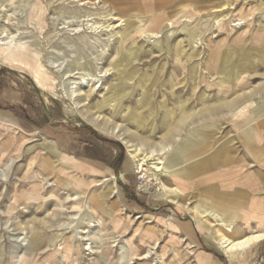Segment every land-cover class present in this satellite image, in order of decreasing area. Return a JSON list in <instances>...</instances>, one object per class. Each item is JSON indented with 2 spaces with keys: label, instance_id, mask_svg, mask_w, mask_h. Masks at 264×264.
<instances>
[{
  "label": "rangeland",
  "instance_id": "1",
  "mask_svg": "<svg viewBox=\"0 0 264 264\" xmlns=\"http://www.w3.org/2000/svg\"><path fill=\"white\" fill-rule=\"evenodd\" d=\"M81 1L0 0V264H160L155 253L164 254L166 264H196L193 249L173 243L174 223L193 219L195 203H211L202 186L198 199L197 180L238 150L232 111L244 96L243 83L253 81L238 76L240 67L216 69L212 51L228 50L233 59L239 48L244 52L245 37L264 27V0ZM19 40L28 41L27 60L8 57L4 46ZM253 55L256 66L260 54L253 49ZM240 58L244 66V53ZM78 88L92 89L91 98ZM94 114L120 124L130 132L127 139L146 141L147 150L167 148L166 160L174 154L193 181L186 195L174 198L183 203L163 196L161 182L131 161L122 140L92 124ZM84 130L93 135L85 138L91 143L77 136ZM57 133L66 137L59 146ZM73 146L77 159H100L102 166L115 149L111 164L122 156L129 166L120 174L127 185L116 173L119 192L106 194L108 210L115 200L124 209L122 224L105 216L91 240L84 238L91 226L81 225L87 208L77 210L66 198L74 194V180L89 196L105 194L99 183L113 170L85 165L67 153ZM162 180L175 186L171 178ZM202 222L198 227L218 241L219 226ZM148 232L158 245L144 237ZM86 242H93L91 249ZM221 253L214 251L223 263ZM249 257L264 258V242Z\"/></svg>",
  "mask_w": 264,
  "mask_h": 264
},
{
  "label": "crops",
  "instance_id": "2",
  "mask_svg": "<svg viewBox=\"0 0 264 264\" xmlns=\"http://www.w3.org/2000/svg\"><path fill=\"white\" fill-rule=\"evenodd\" d=\"M237 50L238 57L233 59L232 52L222 50L220 52L212 51V64L216 69L226 67L236 69L240 67V75H249L250 82H245L243 97L238 99L234 106V119H232L231 128L238 144V150L232 152L234 157L229 159V163L214 169L207 174L204 180H197L198 199L201 197V189L208 200L222 211L227 217L235 218V225L229 234L234 239L244 236L253 231L264 230V27L251 36L245 37L244 52ZM253 49L260 54V62L256 66L253 62ZM228 51V52H227ZM245 55L244 66H242V55ZM256 58V54H255ZM241 89V90H242ZM240 90V91H241ZM54 135V143L59 146L66 140L62 134ZM80 141H88L85 138L92 137L88 131H79L77 135ZM88 143H91L88 141ZM86 145V144H85ZM67 153L74 158H78L76 150ZM110 154V158L115 159L116 150ZM88 158V157H87ZM119 162L115 165L110 164L102 166L100 159L89 158L88 161L77 159L85 165L97 171L113 170L114 174L118 173V180L123 182L120 174L127 171L124 169L122 156L118 158ZM105 167V168H104ZM191 186V180L188 181ZM196 182V181H195ZM247 183V184H246ZM123 182V186H126ZM216 223V222H214ZM173 234L176 236L173 243H179L184 246L187 252L194 251L196 264L199 261L202 264H264V258L257 257L252 259L247 257L241 260L237 256L232 260L225 252L217 240H212L206 231H202L193 219H177ZM217 224V223H216ZM216 234L218 236L217 229ZM264 240L257 243L253 248L263 245ZM222 250L221 255L224 257L222 263L214 254V251ZM207 262V263H205Z\"/></svg>",
  "mask_w": 264,
  "mask_h": 264
},
{
  "label": "bare ground",
  "instance_id": "3",
  "mask_svg": "<svg viewBox=\"0 0 264 264\" xmlns=\"http://www.w3.org/2000/svg\"><path fill=\"white\" fill-rule=\"evenodd\" d=\"M118 1L123 2V0H118ZM79 2H82V1L79 0ZM124 2H126V1H124ZM128 2H130V0ZM116 4H118V3H116ZM125 10H128V9H125ZM105 14H107L108 16L111 15L113 18L116 17L121 22L124 20L121 16L116 15L118 13L113 14V13H109V11H106ZM150 23H151V20L149 21V24ZM144 32H146V31H144ZM82 39L84 40V37ZM19 42L20 43H17V44H10L8 46H4L5 48H7L6 50L8 53V57H11V58L18 57L20 59H26V60L29 59L27 52H26V49L23 47V45L26 44L28 41L26 40V41L22 42L21 40H19ZM13 46H15V47L13 48ZM28 46H29V44H28ZM34 51H36V50H34ZM2 53H4V52L2 51ZM40 57L42 58V56H40ZM80 66L83 67L84 69L90 68V64H87L86 66H85V64H81ZM84 86L89 87L88 85H84ZM91 87L93 89L95 86L91 85ZM92 89H89V91L83 93L82 90L80 88H78L76 90V92H78L80 95L81 94L84 95L86 97V99H88V97H90L92 94V92H91ZM106 100L107 99L104 98L103 102H105ZM87 115H89V112H87L85 117ZM90 120H91L92 124L102 127L103 130L106 129L104 131L108 130L109 132L116 134L119 137V139L122 140V142L125 144V146L127 148V152L130 156L131 161L134 162L138 168L140 167L142 171L144 170V171H149L150 173H152L161 182L162 189L164 191V192H161V194L163 196H165L166 198H168L170 201L174 202L175 204L180 205L181 203H183V202L180 203V200L178 201L174 198H175V196H177V197L184 196L188 192L186 190V188L190 184L188 182L189 181V179H188L189 178L188 177L189 169L185 165H181L177 161L178 159H176L174 157V154L172 157H170L169 159L166 160L163 157V154L165 153L164 149H167V148L162 149L161 152H158L152 145L149 147L148 150L145 149L143 145L147 144L146 141H142L141 142L142 144H138V143H135L134 141L127 139L126 133L129 134L130 133L129 131H127L126 129H123L121 127V125L117 124V123H111V125H110V120L108 121V119L106 117L102 116L101 114L92 115ZM156 156H157V158H156ZM153 159H155L157 161L152 162ZM67 160H68V162H71V160H73V158L72 159L69 158ZM146 165H147V167L145 168ZM128 167L129 166L126 163L124 168L127 169ZM110 173H111L110 174L111 177H104V179L99 183L100 186L104 187L103 190H104L105 194H100L99 197L95 196L94 194H91L89 196V193H88L87 189L84 187V184H82L80 181L74 180L75 183H74V181L72 182L73 186H75L74 187V190H75L74 194L71 195L68 193V195H67L66 199L73 201V207L76 208L77 210L87 208L86 212L82 216V221H81V225L84 224V222H86L91 226V229H89L87 235L84 236V238L86 240H91L92 237L96 236L97 233L95 232V229L97 226L98 227H99V225L104 226V224L106 222L105 216H107L111 220V223H113L115 226H120L122 224L123 217L119 212L122 211L123 208L121 207L119 202L116 200L112 201V203H109L110 210L107 209L108 208V201H107V196H106L107 192H109L110 190H112L113 193L119 192L118 183H117V179L115 178V174L113 171H110ZM162 176H164L166 178L168 177L169 179L171 178L174 181L173 184H175V186H171V185L166 184L162 180ZM114 196H116V195L114 194ZM193 210H194L193 219L196 221V223L198 225H200V226L202 225V223H203L202 219L203 218H204V220L208 219V220H211L212 222L217 223V225L219 226V228H217L218 242L222 246L223 252H225L232 260H235V258H237V256L240 257L241 259L246 258L248 251L251 248H253L257 243L264 240V230L263 229L253 231L250 227H249L250 232L248 234H246L242 237H239L237 239H234L231 236V234H229V233L232 232V230L234 228L235 218L234 217H231V218L227 217L215 205H213L212 203H209L208 201H203V202L200 201V202L195 203V205L193 206ZM129 212L133 213L132 211H129ZM135 214L137 215L138 218L143 217L140 213H135ZM77 215H78L77 213L74 215V219L77 218ZM69 225L73 226L74 221L70 222ZM144 237H147L150 240H154L155 244L158 245L156 236L153 233L148 232V233H146V235H144ZM126 242L128 245L130 244L128 242V240H126ZM92 243L93 242H86V244H85V246L87 245L86 249H89V248L91 249ZM151 249L149 250V252L151 251ZM118 250H119V253L121 254V257H122L121 259H123L125 257V254H126L125 245L119 244ZM133 255H134V252L130 253V251H128L126 256L132 257ZM14 257L19 259L21 256L17 255ZM153 259L156 260V263L166 264V262L164 260V254L155 253V258H153ZM17 261L18 260H15V261H13V263H16Z\"/></svg>",
  "mask_w": 264,
  "mask_h": 264
},
{
  "label": "water",
  "instance_id": "4",
  "mask_svg": "<svg viewBox=\"0 0 264 264\" xmlns=\"http://www.w3.org/2000/svg\"><path fill=\"white\" fill-rule=\"evenodd\" d=\"M117 178H118V176H117Z\"/></svg>",
  "mask_w": 264,
  "mask_h": 264
}]
</instances>
